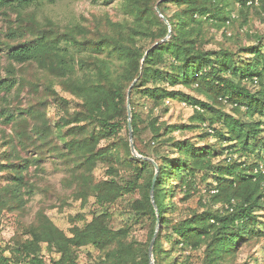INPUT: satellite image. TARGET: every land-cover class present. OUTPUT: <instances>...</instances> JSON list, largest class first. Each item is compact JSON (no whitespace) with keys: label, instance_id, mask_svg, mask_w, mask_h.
<instances>
[{"label":"trees","instance_id":"16d2710c","mask_svg":"<svg viewBox=\"0 0 264 264\" xmlns=\"http://www.w3.org/2000/svg\"><path fill=\"white\" fill-rule=\"evenodd\" d=\"M56 1L0 0V9L19 11ZM247 2L126 0L125 7L133 17L130 24H113L111 32L97 31L95 36H89L81 27L65 32L51 26L40 28L36 24L18 28L19 33L29 30L30 36L16 44L6 43L7 59L34 65L46 82L42 84V98L21 109L17 116L10 113L7 119L15 121V117H20V131L16 132L24 147L29 144L40 154L46 148L52 155L63 158L73 179L70 182L74 184L73 195L81 199L82 204L93 197L94 208L91 220L83 228L73 226L70 235L59 229L42 210L37 211L33 221L23 227L27 237L15 241L16 256L5 255L4 248L0 247V264H46L41 254L43 244L59 256L57 260L51 259V264H76L75 252L83 246L98 249L101 253L98 264H149L148 246L154 234L155 264H191L186 256L180 258L174 252L176 249L198 250L203 244L204 263L221 264L226 256L235 253L240 241L264 235L255 228L260 215L256 209L264 207L263 45L243 48L241 51L253 55L252 60L243 62L237 53L227 48L204 50L198 44L202 22L215 21L220 26L230 19L226 10L229 3L248 9L251 5ZM166 4L174 5L176 10L167 14ZM169 30L170 36L161 41ZM15 33L10 31L9 35ZM156 42L158 44L152 47ZM72 47L98 53L106 50V54L115 56L120 64L116 68L99 54L75 55ZM50 80L56 81L61 91L77 98L79 108L69 112V101ZM134 80L128 94L132 139L137 152L151 158L158 166L153 184L156 208L150 200L154 165L149 160L134 157L129 146L126 90ZM194 83H197L195 89L206 99L165 86L181 84L192 88ZM39 85L21 73L17 75L12 66L5 77H0V93L19 87L38 93ZM134 93L149 99L155 106L172 98L192 105V119L196 124L172 128L204 126L207 130L202 132V137L212 136L220 145H225L217 150L190 139L163 138L165 131L171 130L161 131L153 118L148 127L156 144L146 146L145 150L138 148L135 139L143 119L135 110ZM49 97L61 112L54 122L44 112ZM223 106H228L229 111H224ZM123 128L125 137L120 134ZM109 139L108 144L100 146L101 141ZM160 143L172 146L177 156L162 154ZM218 151L225 152L226 156L214 163L211 158ZM98 165L108 166V178L94 179L93 171ZM118 166L130 167L133 178L124 182L115 180ZM5 167L0 164V171ZM199 172L204 177L207 173L213 176L215 192L209 195L210 204L202 203V211L179 218L174 215L175 204L170 199L178 192L183 200L189 198ZM22 178L17 174L16 185L8 189V197L5 191L0 192V209L12 207L8 198L22 202L17 186ZM136 190L139 197L130 204V209L135 220L148 222L144 240L129 238L128 225L118 229L111 226V205L122 195ZM214 204L219 205L214 208ZM157 221L160 225L155 232ZM164 243L170 246L166 248Z\"/></svg>","mask_w":264,"mask_h":264},{"label":"rangeland","instance_id":"374dc122","mask_svg":"<svg viewBox=\"0 0 264 264\" xmlns=\"http://www.w3.org/2000/svg\"><path fill=\"white\" fill-rule=\"evenodd\" d=\"M125 4L126 0H57L54 3H41L19 11L9 8L0 9V77H5L9 66H12L17 75L21 73L25 78L40 84L38 93L32 92L28 87H19L8 93H0V164L6 166L4 170L0 171V192L5 191V196L8 197V189L16 185L17 174L23 177L21 184L17 185L22 202L18 203L16 199L8 198L12 207L0 209V247L4 248V254L7 256L15 255L14 248L17 245L15 241H23L27 237L23 234V227L33 221L37 211L42 210L59 229L64 231L66 235H70L73 226L83 228L91 220L94 205L93 197H89L88 201L82 204L81 199H76L73 195L74 184L70 185L73 179H71L70 169L64 163L63 158L52 155V152L47 151L46 148L42 154L34 152L31 145L27 144L24 147L19 142L20 136L16 130L20 131V124L18 123L20 117H15V121H10L7 116L10 113L17 116L21 109L27 108L30 104H34L38 98H42L44 96L42 84L46 80L44 81L43 74L34 65L9 61L5 54V44H16L27 39L30 36L29 30L22 33H19L18 30L20 26L24 27L26 24L29 26L36 24L40 28L51 26L61 32L81 27L89 36H95L97 31L111 32L113 24L128 25L133 19ZM250 5L251 7L248 9H242L237 4L229 3L226 10L229 11L230 19H227L220 26L215 21L202 22L198 44L204 50L227 48L237 53L236 56L243 62L252 60L253 55L241 50L253 44H262L264 50V10L262 9L264 0ZM174 10H176L174 5L166 4L167 14H172ZM10 31H15V35H9ZM142 43L148 44V42ZM78 49L72 47L71 51H74L75 55L94 56L99 54L100 57L111 61V65L116 68L120 64L115 56L107 55L106 50L98 53L92 49ZM50 81L59 94L69 101V112L79 108L77 98L61 91L56 81ZM132 84L133 81L126 90L127 100L128 91ZM165 86L167 89L180 90L197 98L206 99L204 94L195 89L197 83H194L192 88H187L181 84L173 87L167 84ZM132 98L135 110L143 119L139 123V136L135 139L138 148L145 150L146 146L156 144L152 140V133L148 127V122L153 118L156 120V125L161 127V131L170 128L171 131H165L163 138L190 139L199 142L200 145L209 144L217 150H221L219 146L225 145L224 143L220 145L212 136L202 137V132L207 130L204 126L172 128V126L180 124H196L192 119L194 114L192 105L180 101L178 98L166 99L156 106L149 99L139 94H132ZM46 102L44 112L51 122H54L61 112L58 111V106L52 97H49ZM221 108L224 111H229L228 106ZM120 134L125 137L126 130L123 128ZM110 140L101 141L100 146L108 144ZM159 150L162 154L177 156L173 153L174 149L170 145L160 143ZM224 156L226 153L220 151L214 154L211 159L215 163L223 159ZM34 158L38 160L36 161ZM107 168V165H98L93 171L94 179L108 178ZM157 175L158 169L154 172L155 179ZM133 176L134 172L130 167L118 166L117 175L113 178L124 182ZM213 186L214 179L211 173H207L205 177L202 172L197 173L194 189L189 198L183 200V195L179 192L171 197L170 200L175 204L174 215L184 218L190 216L193 211H202V203L210 204L209 195L215 192V189H212ZM138 197L139 193L136 190L132 194L122 195L111 205V226L113 229H118L128 225L131 228L129 238L144 240L149 228L148 222L135 220V215L130 209V204ZM218 205L214 204L213 207ZM256 212L260 215L257 218L255 228L262 234L264 233V207L256 209ZM175 218L177 217L174 216ZM159 225V221H157L155 232ZM164 246L168 248L170 245L164 243ZM75 253L76 264H98L101 255L98 249L92 246L80 247ZM41 254L46 264H51V259L57 260L59 257L55 252L48 251L44 244ZM174 254L180 258L186 256L191 264H206L203 261L204 244L198 250L181 251L176 249ZM221 264H264V235L240 241L235 253L226 256Z\"/></svg>","mask_w":264,"mask_h":264},{"label":"water","instance_id":"95a60500","mask_svg":"<svg viewBox=\"0 0 264 264\" xmlns=\"http://www.w3.org/2000/svg\"><path fill=\"white\" fill-rule=\"evenodd\" d=\"M163 19H164V21L166 23H168V21L166 20V18L163 17ZM170 33H171V31L169 30L167 36L164 39H162L161 41H164L166 38H168L170 36ZM157 44L158 43L156 42L152 47H154ZM148 51H149V49L146 50V52H145V54L143 56V59L146 56V54L148 53ZM135 81L136 80H134L133 83ZM128 94H129V91H128ZM130 119H131V110H130V106H129V101L127 100V128H128V140H129V146H130L131 153L135 157H139V158H142V159L151 161L153 163L154 167H155V170L157 171L158 166H157V164H156V162L154 160H152L151 158H149L147 156H143V155L139 154L136 151V149L134 147V144H133V139H132V126H131ZM154 181H155V176L152 179V185H151V188H150V200H151V202L153 203V205L155 207V203H154V199H153V184H154ZM154 241H155V234L153 235V237H152V239H151V241L149 243V246H148V262H149V264H155L154 263V258H153V245H154Z\"/></svg>","mask_w":264,"mask_h":264},{"label":"built area","instance_id":"2783aa9c","mask_svg":"<svg viewBox=\"0 0 264 264\" xmlns=\"http://www.w3.org/2000/svg\"><path fill=\"white\" fill-rule=\"evenodd\" d=\"M257 2V0H248V4H252V3H256Z\"/></svg>","mask_w":264,"mask_h":264}]
</instances>
